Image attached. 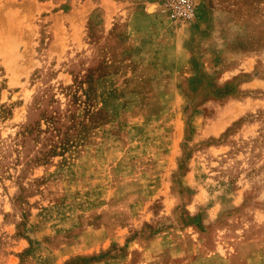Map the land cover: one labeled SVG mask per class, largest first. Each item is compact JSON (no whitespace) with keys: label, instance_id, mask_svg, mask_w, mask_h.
Masks as SVG:
<instances>
[{"label":"rangeland","instance_id":"rangeland-1","mask_svg":"<svg viewBox=\"0 0 264 264\" xmlns=\"http://www.w3.org/2000/svg\"><path fill=\"white\" fill-rule=\"evenodd\" d=\"M193 1L0 0V264H264V0Z\"/></svg>","mask_w":264,"mask_h":264},{"label":"crops","instance_id":"crops-1","mask_svg":"<svg viewBox=\"0 0 264 264\" xmlns=\"http://www.w3.org/2000/svg\"><path fill=\"white\" fill-rule=\"evenodd\" d=\"M95 232H97V235L101 234L102 231H104V229H106L105 226L103 225H97V226H93ZM91 228H88V230H85L81 233V237L84 239V235L90 232ZM93 229V228H92ZM117 234L115 236H113L112 238H107V236L105 238H107L109 241L111 242H121L123 240L126 241V239L121 238L120 235V231L116 232ZM171 234V233H170ZM165 232L163 233H159L157 235H154L152 238H150V240H148L147 245L140 247V251H141V255L142 258L140 260L139 263L137 264H149V258H148V254L149 252L152 251V248L154 249L156 247V245H158L159 239L164 238L163 236H165ZM130 242V241H129ZM136 243V242H134ZM143 243V245L145 244ZM180 240H176V242L174 243V241L168 245L169 248H171L170 253H173L174 251H177V256H173V260L168 261V263L166 264H248L249 260H243L237 258H233V255H230V253L227 252H220L218 250H213V251H209L208 253L205 254H201V255H196L193 257H189L186 254V248L189 246L186 244L185 248L180 247ZM129 243H126V245ZM141 242H139L138 245H140ZM136 245V244H133ZM136 245V246H138ZM102 249V248H99ZM133 249V248H132ZM90 250L87 251H82L81 253H75V254H81V255H88L90 254ZM134 252H129V254L125 255V258L128 257H135ZM74 255V253H73ZM195 255V254H194ZM177 258V259H176ZM185 258V261L183 260ZM122 256L119 255V257L114 258V259H108L106 261L102 260V262H99L98 264H122ZM248 261V262H247ZM55 262V263H54ZM59 260H55L52 262H50L49 264H58Z\"/></svg>","mask_w":264,"mask_h":264},{"label":"built area","instance_id":"built-area-1","mask_svg":"<svg viewBox=\"0 0 264 264\" xmlns=\"http://www.w3.org/2000/svg\"><path fill=\"white\" fill-rule=\"evenodd\" d=\"M160 12L175 24L191 23L196 16L193 0H158Z\"/></svg>","mask_w":264,"mask_h":264}]
</instances>
